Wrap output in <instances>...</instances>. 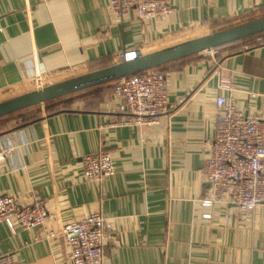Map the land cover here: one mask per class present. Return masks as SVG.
Here are the masks:
<instances>
[{"label": "crops", "instance_id": "0c3cea01", "mask_svg": "<svg viewBox=\"0 0 264 264\" xmlns=\"http://www.w3.org/2000/svg\"><path fill=\"white\" fill-rule=\"evenodd\" d=\"M171 3L163 21L134 13L120 21L109 0H0V102L111 67L124 51L146 55L264 17V0ZM156 69L166 76L168 113L153 126L120 125L116 81L0 119V140L13 147L0 159V195L20 206L42 198L51 215L31 230L0 223V255L75 264L55 235L102 214L113 225L104 264H264V206L249 216L226 203L204 206L211 190L200 174L218 97L264 120V41L247 38ZM63 100L73 101L48 111ZM100 150L115 173L86 181L82 158Z\"/></svg>", "mask_w": 264, "mask_h": 264}, {"label": "built area", "instance_id": "2783aa9c", "mask_svg": "<svg viewBox=\"0 0 264 264\" xmlns=\"http://www.w3.org/2000/svg\"><path fill=\"white\" fill-rule=\"evenodd\" d=\"M108 9L120 21L131 13L144 21H163L173 13L171 0H109ZM254 38L258 44L264 41L259 35ZM138 54L141 53L136 50L124 51L119 62L132 61ZM131 57L134 59L130 60ZM36 80L40 82L41 77L37 76ZM220 86L230 88V81L223 78ZM167 91L166 76L159 69L116 81L113 87L117 100L115 109L126 116L120 125L158 124L168 113ZM216 109L215 138L205 148L208 158L200 170L211 190V198L203 204L208 207L217 203L230 204L249 216L257 207L264 206V120L246 115L232 100L224 97L216 99ZM12 151L11 144L4 145L0 140V159L11 155ZM82 169L83 178L89 182H102L115 173L112 156L104 150L84 156ZM50 218L42 198H36L31 205L20 206L12 197L0 195V223L12 230L16 226L35 229ZM55 236L63 238L68 256L75 264H104L113 225L104 215L95 214L82 222L64 226ZM0 264L19 262L15 255L5 254L0 255Z\"/></svg>", "mask_w": 264, "mask_h": 264}, {"label": "water", "instance_id": "95a60500", "mask_svg": "<svg viewBox=\"0 0 264 264\" xmlns=\"http://www.w3.org/2000/svg\"><path fill=\"white\" fill-rule=\"evenodd\" d=\"M264 33V17L217 33L195 38L157 52L142 55L129 62H119L111 67L52 84L41 89L0 102V119L44 105L97 86L160 68L191 56L231 45Z\"/></svg>", "mask_w": 264, "mask_h": 264}, {"label": "rangeland", "instance_id": "374dc122", "mask_svg": "<svg viewBox=\"0 0 264 264\" xmlns=\"http://www.w3.org/2000/svg\"><path fill=\"white\" fill-rule=\"evenodd\" d=\"M72 96H75V95H72ZM74 98V97H73ZM66 100H68V99H66ZM75 100V99H74ZM73 100H69V101H65V100H63L62 102L63 103H60V104H57V105H55V106H53V107H49L48 108V111L50 112H52V111H58V110H61V109H66V108H68L69 106H71V104H69L70 102H72ZM33 116L32 115H30V116H27L24 120H29V118L31 119Z\"/></svg>", "mask_w": 264, "mask_h": 264}, {"label": "trees", "instance_id": "16d2710c", "mask_svg": "<svg viewBox=\"0 0 264 264\" xmlns=\"http://www.w3.org/2000/svg\"><path fill=\"white\" fill-rule=\"evenodd\" d=\"M37 107V106H36ZM34 108V107H33ZM31 109V108H30ZM26 110H29V109H26ZM26 110H24V111H26ZM21 112H23V111H21ZM21 112H18V113H21ZM15 114H17V113H15ZM13 115V114H12Z\"/></svg>", "mask_w": 264, "mask_h": 264}, {"label": "bare ground", "instance_id": "6f19581e", "mask_svg": "<svg viewBox=\"0 0 264 264\" xmlns=\"http://www.w3.org/2000/svg\"><path fill=\"white\" fill-rule=\"evenodd\" d=\"M131 59H134V57H131ZM131 59H130V60H131Z\"/></svg>", "mask_w": 264, "mask_h": 264}]
</instances>
